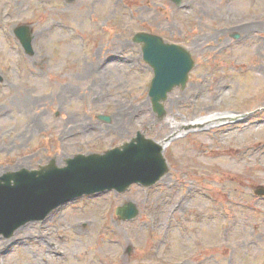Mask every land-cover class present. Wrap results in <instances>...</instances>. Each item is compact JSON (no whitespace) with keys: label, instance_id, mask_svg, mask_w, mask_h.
<instances>
[{"label":"rangeland","instance_id":"rangeland-1","mask_svg":"<svg viewBox=\"0 0 264 264\" xmlns=\"http://www.w3.org/2000/svg\"><path fill=\"white\" fill-rule=\"evenodd\" d=\"M20 24L34 32L31 56L12 33ZM245 30L253 31L244 36ZM138 31L184 46L194 60L185 86L167 94L160 118L148 96L152 68L142 43L132 40ZM195 36L202 39L194 42ZM262 39L264 0H181L179 6L171 0H0V173L53 157L60 165L79 148L101 151L137 132L162 146L168 166L151 186L133 183L123 193L75 198L45 222L0 236V264H264V196L253 192L264 187ZM98 60L105 73L97 71ZM83 63L94 66L70 81L66 74ZM15 83L42 95L28 110L31 126L28 113L14 108L21 98ZM65 84L75 93L57 96ZM221 95L214 107L219 115L198 113ZM146 101V111L126 122ZM61 106L65 113L55 116ZM69 107L77 110L73 119ZM99 113L111 121L98 120ZM145 117L146 127L139 122ZM183 196L196 206L174 208ZM127 200L139 213L122 221L114 210Z\"/></svg>","mask_w":264,"mask_h":264},{"label":"water","instance_id":"water-1","mask_svg":"<svg viewBox=\"0 0 264 264\" xmlns=\"http://www.w3.org/2000/svg\"><path fill=\"white\" fill-rule=\"evenodd\" d=\"M14 33L25 52L32 54L29 28L18 26ZM134 40L144 42L143 59L154 71L149 95L154 111L161 117L165 113L161 101L173 87L185 86L193 62L184 48L164 43L159 36L137 33ZM103 119L109 121L108 117ZM121 148L103 154L76 155L67 159L63 167L52 161L38 170L22 168L3 173L0 176V234L10 237L21 225L44 219L58 205L82 194L110 189L122 192L132 182L151 185L167 171L161 147L140 133ZM256 193L264 194V190L259 188ZM137 213L132 202L116 209L123 220Z\"/></svg>","mask_w":264,"mask_h":264},{"label":"bare ground","instance_id":"bare-ground-1","mask_svg":"<svg viewBox=\"0 0 264 264\" xmlns=\"http://www.w3.org/2000/svg\"><path fill=\"white\" fill-rule=\"evenodd\" d=\"M189 2H186V5L188 4ZM250 25H248V26H246V28L247 27H249ZM251 31H253V30H245V31H243V33H244V36H247V35H251ZM205 36H207V34H204ZM204 35H202V37H204ZM210 35V34H209ZM202 38L201 37H199V36H195L194 37V42H197V41H200ZM199 43V42H198ZM260 47L261 48H263L264 49V39H262L261 41H260ZM203 43H199V45H202ZM262 45V46H261ZM123 48V47H122ZM114 50H115V52L116 53H119L120 51L119 50H117V48H115L114 47ZM123 62H124V60H122ZM91 66V65H90ZM84 69V66L82 65V66H79L78 68H77V70H83ZM106 69L107 68H103V70H102V72L103 73H105L106 72ZM261 71H263L264 72V67H260L259 68ZM78 73V71H71L69 74H67L66 76H68L69 78H70V81H75V79H76V74ZM78 75V74H77ZM70 87L69 86H61L60 87V89L59 90H57L59 93H60V91H65V90H67V89H69ZM220 90V87L218 88V91ZM25 91H27V89L26 88H23L22 86H17V87H15V93L17 94V95H20L21 96V98H19V97H17V101H16V103H13V105H14V108H15V110H16V112L17 113H20V112H22V113H28V115H29V121H28V123H27V126L28 125H33V123L35 122V118L33 117V116H31V114H30V111H28L29 110V108L31 107V106H33V105H36V104H38V102H37V100H40L41 99V96L40 95H34V96H31V99H33V100H31V102L30 101H28V100H25L26 99V97H25ZM195 93H198V90H196L195 91ZM199 94V93H198ZM222 97V95L221 96H219L216 100H215V105H207V106H205V107H202L199 111L200 112H198V113H209L210 111H215V113H217V114H215V115H219L220 114V112L219 111H217V109L216 108H214L216 105H218V101L220 100V98ZM22 98H24V99H22ZM30 102V104H28ZM147 101L145 102V103H142V104H139V105H137L135 108H133L134 107V104L132 103L131 105H128V106H130L131 108H133L132 109V111L129 113V114H127L128 116H129V118H128V116H127V120H126V122H128V123H130V122H132L131 120L132 119H135V116L136 117H138L139 115H140V113L142 112V113H144V111H146V106H147ZM197 112H194L193 113V116H195L196 114H198ZM222 119H227L228 117H221ZM230 118V117H229ZM204 118L202 117V119L201 120H203ZM186 121V120H185ZM139 122H140V124L141 125H144L145 127L146 126H149V124H150V120L147 118V117H145L144 118V120H140L139 119ZM204 122H206V121H204ZM203 122V123H204ZM30 123V124H29ZM195 124H202V122L200 121V120H198V121H196V122H194ZM26 126V127H27ZM172 129H173V127H171ZM214 150H216V151H220V150H218V149H214ZM236 152H238V154H239V149H237V151ZM237 154V155H238ZM232 158H234V157H232ZM229 165H233V161L231 160V161H228L227 162ZM190 193H188L187 194V196L189 195ZM188 198V197H187ZM186 198V196H183L182 198L180 197L178 200H176L174 203H173V207L174 208H178V209H180V208H184V209H186V208H189V207H192V206H196V202L197 201H195V199H187Z\"/></svg>","mask_w":264,"mask_h":264},{"label":"flooded vegetation","instance_id":"flooded-vegetation-1","mask_svg":"<svg viewBox=\"0 0 264 264\" xmlns=\"http://www.w3.org/2000/svg\"><path fill=\"white\" fill-rule=\"evenodd\" d=\"M71 71H76L75 69H73V70H71ZM70 71V72H71ZM61 92V94H63L64 96H72L75 92L73 91V90H71V89H67V90H65V91H60ZM59 92L57 91L55 94H58ZM57 96H59V94L57 95ZM71 119H73L72 117H71Z\"/></svg>","mask_w":264,"mask_h":264}]
</instances>
